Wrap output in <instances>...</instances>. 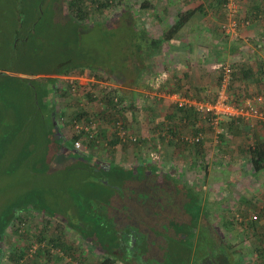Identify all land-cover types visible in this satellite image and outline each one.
Segmentation results:
<instances>
[{
	"label": "rangeland",
	"instance_id": "1",
	"mask_svg": "<svg viewBox=\"0 0 264 264\" xmlns=\"http://www.w3.org/2000/svg\"><path fill=\"white\" fill-rule=\"evenodd\" d=\"M146 1L149 0H97L95 2L89 0L88 5L91 12L83 22H79L69 14L67 4L63 3V0H0V69L39 71L43 68H54L60 60L69 59L78 67H86V70L96 66L95 71L107 73L106 69L110 67L121 76L133 77L142 70L135 65L139 60L135 58V54V57L133 56L135 47L131 44L134 40L131 35L135 33H131L130 25L140 27L148 36L158 35L173 23L179 12L198 6H202L204 12L193 16L192 23L200 22L202 26L200 31L206 35L210 33L204 30V26H210L214 31L211 35L226 38L223 29L226 24V10L224 8L216 10L212 7L217 0H170L168 5H165L166 0H151V4L149 2L151 6L145 8ZM98 5L102 8L95 9ZM132 16L134 18H131ZM210 17L214 19L215 27L212 26L213 20H209ZM127 55L128 59L125 61L122 57ZM174 57L171 52L165 53L163 50H158L151 56L152 59L147 60V63H150L149 68L162 69L163 73L168 75L167 77L171 79L170 84L168 83L170 89L176 85L175 76L177 74L175 72L181 73L184 68L182 64L179 65V62L175 61ZM209 58L213 59L211 62H214V56L211 55ZM139 64L141 65V61ZM99 68L104 70H99ZM210 69L214 72L216 79L209 77L206 80L212 84L209 87L210 92L205 93L207 97L215 95L219 86L217 73L219 66L218 70ZM79 70L84 69L77 68L73 72L78 73ZM0 73L5 72L1 70ZM6 74L30 79L39 77L9 71ZM194 76L197 77L196 72ZM4 84H7L6 79L0 75L1 115L5 110L4 98L13 93L12 91L8 95L6 90L3 92ZM23 85L19 86L23 91L16 92L26 95L23 103H20L21 109L19 112L12 111L9 118H6L8 116L5 110L6 115L4 117L3 113L4 121L0 125V136L15 135L11 143L7 142L0 147V222L3 224L9 214L14 213L16 216L20 214L19 220H13L11 225L5 228V234L3 233L0 239V248H2L0 264H15L11 254L19 255L17 250L22 251L27 246H29V251L21 260L23 264H101L105 259L104 250L92 245L90 238L85 240L78 229L68 227V219L81 218L86 225L85 228H81L82 232L90 230L87 229L88 221L92 224L104 222L105 232L103 236H97L98 241L106 238L107 232L116 230L117 224L114 223L117 220L114 217L118 212L122 215L119 219L120 223L135 225L138 231L145 234L144 247L149 257H152V254L161 248L157 242H154V237L163 236L165 231L167 233L173 231L168 221V213H164L167 216L164 219L161 213L168 211L167 209L170 210L168 200L184 197V189L187 191L193 189L195 197L199 199L196 201L197 205H202L201 207L214 212L234 213L236 210L245 208L255 210L253 202L233 201L230 197L226 201L223 200L224 184L229 174L232 176V172L219 169L217 166L220 165V161H216L209 173L208 168L205 167L212 162L209 149L201 157L202 160L199 158L197 163L192 161L195 146L185 144L182 137L190 136L196 126L194 127V124L183 125L178 119L180 114L173 109V104L167 108L168 115L174 113L175 118L171 121L174 122L177 128L176 134L179 137L170 134L165 136L166 139L153 141L155 132L159 130V128L155 129L157 117L154 116L151 119V115L149 116L151 120L149 121L146 117L147 121H145L140 119L139 114V119L136 121L139 125L144 124L140 128H146V131L143 130L144 132L141 133L144 136L154 135V137L144 139L140 136L142 141L140 144L130 146L121 144L116 152L102 153L97 148L88 154L91 156L86 157L87 161L84 162L86 165L95 161L102 166H108L109 163L112 166L113 164L132 166L134 171V173L122 174L118 172L119 170L117 172L112 170L106 174L94 165L90 169H83L82 165L76 166L78 162L72 158L65 155V159H62L58 157L59 154L51 151L53 145H48V139L45 141V137L48 136L44 131L45 127L47 128L46 120H41L42 117L38 113L34 114L37 109L32 101L35 90L39 93L43 84ZM234 89L237 91L238 86L236 85ZM147 91L151 90L147 89ZM193 91L190 88L183 89V93L191 94ZM70 99L67 96L57 98L59 110H64L66 118H69L71 111L77 108L94 110L97 106V103L88 106L83 100ZM157 112H161L159 108ZM63 123L61 120L60 124L63 125ZM130 123L131 130L136 132L133 122L130 121ZM65 127L60 131L68 134L70 128ZM160 129L168 133L165 127ZM201 130L202 134L208 133L216 137L214 130L208 126ZM58 131L55 130L56 133H59ZM22 140L33 142L26 150ZM65 143L70 145L71 140ZM28 151L30 154L27 153ZM216 159L215 157L213 161ZM137 162H149L154 165L152 168H157L156 172L159 173L165 170L162 168L164 164L166 169L172 172L169 177L176 178L179 181L178 184L180 182L186 184L187 189L178 185L174 188L169 185L171 184L169 181L163 185L166 187L165 190L170 189L168 192L162 190L161 187L158 189L159 185L155 184L151 188V184L148 183V185L147 179L143 178L140 168L138 170L134 168V163ZM239 173L242 175L241 172ZM104 177L108 181L107 184L100 182ZM253 187H248V190L253 192L256 186ZM242 188L238 187L239 190ZM209 191H216L219 195L217 200H214L213 195L205 200L202 199L206 196L201 193ZM89 201H99L103 208L102 213H99L102 214V220L94 214L95 217L92 215L90 221L88 215L90 213L85 214L81 210L82 206L87 207ZM124 230L127 231L128 228ZM93 231L94 229L90 232ZM25 234H28L29 238L23 237ZM41 236L44 237L43 241L38 239ZM91 236L95 239V236ZM151 238L152 244L150 245ZM53 241L57 243V247L52 245ZM170 243L176 246L180 244L176 241ZM206 243L210 245L208 240ZM206 243L201 240L200 244L205 246ZM40 248L43 249L42 254L35 256ZM47 250L51 257L46 254ZM191 251L196 250L191 249ZM201 253L205 251H197V254ZM113 264L121 263L115 261Z\"/></svg>",
	"mask_w": 264,
	"mask_h": 264
},
{
	"label": "crops",
	"instance_id": "2",
	"mask_svg": "<svg viewBox=\"0 0 264 264\" xmlns=\"http://www.w3.org/2000/svg\"><path fill=\"white\" fill-rule=\"evenodd\" d=\"M169 3L170 0L165 1V5ZM225 13L227 16L228 13L230 14L227 7ZM227 16L226 20L228 18ZM235 16L241 24V32L237 37L226 36V38H220L217 35H211L213 34L211 32L214 31H212L213 29L210 26H204V30L210 33L206 35L200 31V28H202L199 24L200 22L192 23L190 19L170 42L164 44L161 50L165 53L171 52V54H174L175 61H177V63L179 62V65L182 64V67H184L181 73H178V71L175 72L178 77L175 76L176 85L171 88L175 89L173 91L168 87L171 82V79L167 77L168 75L163 73L162 69L149 68L150 63H147V61L144 62V65H140L139 61H136L135 65L143 66V69L141 73L135 74L133 77L129 75L121 76L111 69L110 71L109 68L106 69L107 73L103 72L108 76L107 78L110 82L118 86V96L123 100L121 102L122 106L128 111L126 118L129 119V123L130 121L133 122L136 134L139 137L143 136L142 138L144 139H150L154 137V135L144 136L141 133L144 132L143 130L146 131V128H140L143 127L144 124L139 125L138 121H136L139 119V114L141 115L140 119L145 121H147V118L150 121L154 116L157 117L155 129L164 127L169 129L170 126H174V122L171 121V119L174 118V113L168 115L167 109L170 104H173V109L176 110L172 95L181 94L184 97L186 96L194 100L213 99L217 91L212 97H207L208 95L205 93L210 92L209 87L210 85L212 86V84L210 81L208 82L206 80H208L209 77L214 78V72H212L210 68L218 70V66L219 70L217 73L220 78L222 73L221 64H229L232 67L233 79L230 86L231 96L233 98H240L241 95L242 97L253 98L255 105L258 106L261 112L259 117L253 118H224L221 122L223 131L218 135L214 131L216 137L208 133L202 134L203 138L201 145H203L205 151L200 156V160H202L201 157L204 156L209 149L212 157V162L206 166L209 173L216 161H220V165L217 166L219 169L222 168L223 170L232 172V176L229 174V178L224 184L225 191L224 195H222L223 200L226 201L230 197L233 201L253 202L255 203V210H248L247 208L239 209L235 212L233 211L235 215L229 211L214 212L211 209L200 211V224L193 229V236L191 239L187 236H182L184 237L183 241L186 243L188 242L187 244H189L188 246H190L192 250H196L191 252L192 259L189 264H264V167L255 170L251 158V149L257 144L260 145L264 143V0H242L235 10ZM209 20H213V25L212 23L211 25L214 26V19L210 17ZM243 21H248L249 25L244 26ZM198 25L200 26L199 28ZM222 39L223 41H221ZM221 44H223V46H220ZM211 55L215 57L214 62H211L213 59L209 58ZM207 59L208 63H206ZM195 72L197 73V77L194 76ZM149 83H151V85ZM59 85L60 80L58 87ZM236 85L238 86L237 91L234 89ZM185 88H190L194 91L191 92V94L183 93V89ZM147 89L151 91L148 92ZM77 102L79 103V101ZM158 108L161 112H157ZM80 110H84V112L89 111L87 113L90 115L103 118L100 127V136L103 140L109 137V133H113V118L116 117V114L112 116L107 115L102 111V106L100 104L97 105L96 109L93 111L85 108H77L73 111L80 112ZM149 116H151V119ZM69 117H71V114ZM203 121L204 120L200 116L196 123V128L201 129L208 126L211 129V126ZM58 130L59 129H57V131ZM157 132H155L153 141L156 139H163L159 137L160 135H158ZM201 132L203 133V131ZM141 142L140 140V143ZM137 144L130 143L129 146ZM119 145L121 144L118 143L113 148H107L102 145L99 150L102 151V153L116 152ZM97 148L92 145L91 151ZM198 157L199 155L194 151L191 157L192 161L195 163V161H198ZM215 157L217 159L213 161ZM147 164L148 166L145 169H148V171L157 169L152 168L154 165L151 163L148 162ZM162 165V168L165 170L163 169L164 171H162V173H158L160 175L159 178L165 171L169 170L166 169L164 164ZM239 172H241L242 175H240ZM161 180H163V178H161ZM253 186L256 187L253 189V192H250L248 187L251 188ZM238 187L243 188L239 190ZM201 194L206 196L204 198L202 197L203 200L212 195L215 198L214 200H217L219 196L216 191H209L208 193ZM253 216L257 218L254 219ZM240 218L243 219L240 220ZM202 231L205 233L203 237L201 235ZM170 232L171 231L168 233ZM154 238V241L157 242V240L163 238V236ZM201 240L205 243L208 240L210 245L207 243L205 246L201 245ZM166 245L165 243L161 244V248L158 252H154L151 258L160 261L161 258L165 256L164 246ZM212 245L213 250L220 247L219 250L224 253L220 256L219 262L216 249L213 253L211 252ZM200 250H204L205 253L197 254V251ZM206 257H208V259H206Z\"/></svg>",
	"mask_w": 264,
	"mask_h": 264
},
{
	"label": "trees",
	"instance_id": "3",
	"mask_svg": "<svg viewBox=\"0 0 264 264\" xmlns=\"http://www.w3.org/2000/svg\"><path fill=\"white\" fill-rule=\"evenodd\" d=\"M92 1L95 2L97 0H92ZM88 2L89 0H63V3L67 4V10L69 14L72 16L74 20L79 21V22H83V20H85L86 17H88V15L91 12L89 10ZM149 2L151 4V0L146 1V3L144 4L145 8L149 7L150 5ZM226 2L227 0H217L215 3H213L212 7L215 8L216 10H221L223 8L226 10V5H225ZM98 8H102V7L98 5L95 9H98ZM203 12H204V8L202 6L200 7L198 6L195 8L187 9L183 12H179L176 15L173 23L169 24L165 29H163L161 33L158 34V36L156 35L148 36L146 35V32L145 33L143 32V29H141L140 27H137L136 25L133 27L131 24L130 25L131 33L132 32L135 33L134 35H131L132 40L134 39L133 41H131V44L134 45L135 47L133 51V56L135 54L136 57L135 56L134 57L137 58L139 61H141V65H144V62L149 60L156 51L161 50L165 43L170 42L176 36V34L180 32V30L184 27V25L187 24L190 21V19L193 18V16H195L197 13H203ZM131 18H134V17L132 16ZM122 58L126 61L128 59V55ZM138 66L140 67V70L143 69L142 68L143 66L142 67L140 65ZM77 68L84 69V70H79L78 73H81L87 69L86 67L76 66L69 59L60 60L59 62L56 63V66L54 68L53 67L43 68L42 70H39V71L36 70V71L30 72V71H22V70L0 69V71L3 70L5 72V73H0V75L4 77V79H6V83H7L3 85V92L4 90H6L7 94L9 95L13 91V93L10 94L9 97L8 96L5 97L3 101L4 109L7 110L8 117L6 118H9V116L12 115L10 114L12 111L19 112V109H21L20 103H23V101L25 100L24 98L26 95L16 93V92L20 93L23 91V89L20 88L21 84L22 85L23 84L33 85L36 83H42L43 87L39 89L40 90L39 93L35 90L32 96L33 98L32 101L33 103H35V107L37 109V111L34 114L38 113L39 116L42 117L41 120L43 119L46 120L45 124L47 128L45 127L44 131L46 132V136L47 135L48 136L45 137V141H47L48 139V145L50 144L53 145L51 146V149H52L51 151L59 154L58 156L59 158L65 159V155L68 156L70 159L72 158L75 162H78L76 166L82 165L81 168L83 169H90L94 165L95 168H98L99 170L105 172L106 174H109L110 171L112 170L116 172L117 170H119L118 172L122 174L134 173V171L132 170L133 169L132 166L126 167V166L119 165V164H113L112 166V164L109 163L107 167L105 165L102 166L101 164L96 163L95 161L93 163H89L86 165L84 162L87 161L86 159L87 156H91V155H88L90 154V152H82V151L74 149L73 140L77 139L79 136L72 134V127H71L73 124L72 120L74 118H81L82 116L86 115L87 112H84V110H80V112L71 111L70 113L71 117H69V120H67L64 110L63 109L59 110V107L57 104V98L62 97V96L65 98L68 93L66 91L61 92L59 90L58 83L60 79L57 78V76L59 74H67V73L73 72V70ZM96 68L97 67L94 66L93 69H90V70L95 71ZM100 69L104 70L103 68H99V70ZM110 69L112 70V68L109 67V70ZM8 71L22 73V74H29V75H38L39 77L34 78V79L22 78V77H17V76L6 74L8 73ZM221 76L218 80L219 86H220V82L222 79ZM170 90L173 91L175 89H170ZM76 98L78 99V97H72L71 99H76ZM90 100L92 101L93 99L90 98ZM122 101L123 100L120 101V104ZM108 102L110 104H113L112 97L108 98ZM175 108L180 114L178 119L179 121L183 123V125L194 124L193 126L194 127L196 126V123L198 122L200 115L198 112L195 111L193 107L180 108L177 105H175ZM4 111L2 112V115ZM23 113L24 112L22 111V115ZM2 115L0 113V116H1L0 125L4 121V119L2 118ZM5 115L6 113H4V117ZM22 117L25 118V116H22ZM62 117L64 118L63 125L60 124ZM64 126H66L65 128H68V129L71 127L69 129L70 132L68 134L67 133L64 134L62 133V131H60L64 129L63 128ZM56 129H59L60 131L59 134H62V135H59L58 133H56L55 132ZM201 131H202L201 129L199 128L196 129L195 127V130L190 136L184 135L182 138V141L185 144L187 145L191 144L192 146L196 145L194 150L199 155L198 158H200L202 153L205 151L203 148V145H201L202 140L199 143H190L186 139V137L197 136L199 133H201ZM176 132H177V128L175 126H170L168 129V133H166L165 136H169L171 134V135H176L177 137H179V135L176 134ZM14 136H15L14 134H5L4 136H0V147H2V145L7 144V142L11 143L13 141ZM165 136L162 137L160 135L159 137L166 138ZM69 139L71 140V143L70 145H67L65 142L68 143ZM22 141L24 145L23 147L26 150L27 148H29V145H32V142H33L32 140L30 141L22 140ZM117 143L118 141L112 140L111 141L112 148ZM137 143H140V140L132 144H137ZM123 145H129V143H125ZM27 153L30 154V151H28ZM251 154H252L251 158L253 161L252 164L254 166V169L259 170L263 168L264 167V143L260 145L258 144L255 145L251 149ZM195 163H197V161H195ZM147 166L148 164L143 163V162H140V163L137 162L136 164L134 163V168H136V170L140 168L139 170L141 171L142 176H144L143 178L147 179V184L150 183L151 188H152V185L155 184V185H159L158 189H160L161 187L162 190L163 189L165 190L166 187L163 185H165V183H167L168 181L171 183L169 185L170 186L172 185L174 188H176L177 185L179 187L182 186L183 188H186L187 186L186 184H183L181 182L178 184L179 181H177L176 178H173L172 176V179H171L169 177V175L172 174L171 171H168V170L165 171L161 175V178H163V180H161L159 178L160 176L158 174L159 172L158 171L156 172L157 169L156 170L152 169L153 171H148V169H145L147 168ZM204 170L205 172H207V168H205ZM100 182L103 184L108 183L106 177L102 178ZM169 190H165V192H168ZM188 190L190 191H187L184 189V197H181L180 199L173 198L171 200H168L167 202H169L171 206L170 210L167 209L168 211H164L161 213L163 215L162 217L163 219L168 216L170 227H172V230H174L173 231L174 233L173 232L167 233L165 231L163 233V238H160L157 240V243L159 245L163 243H165L166 245V243L168 242L167 245L164 246L165 256L162 257L163 259L161 258L160 261L156 259L153 260L151 257H149L148 251L146 250V247H144V241L146 239L144 233H141L140 231H138L135 225H132V224L127 225L125 223L122 224L119 222V219L122 218V215L119 214V212L118 214H116L115 217L113 216L117 220V222L114 223V224H117L116 230L112 232L109 231L110 233L107 232V234H105L106 238H101L98 241L96 239L97 236H103L105 232V230L103 229L105 223L102 221H99V222H102V224H98V223L92 224V222L88 221L87 229L88 230L90 229L88 232L81 231V228L86 227V225L83 223L81 218L80 219L79 218L78 219L69 218L68 219L69 222L67 226L78 229V231L82 234V236H84L86 239L90 238L92 245H95L104 250L105 259L104 261H102L101 264H111V263L113 264L115 261L119 259H120L121 264H189L190 260L192 259L191 257L192 251H191L190 246H188L189 244H187L188 242L186 243L183 241L184 237L182 236L184 235L191 239V237L193 236L192 235L193 229L199 226L200 224V220H201L199 218L200 211L205 210L206 208L201 207L202 205L201 206L197 205L196 201H198L199 199L198 197H195L194 190L193 189H188ZM81 210L84 211L85 214L90 213L88 214L90 221H91L92 215L94 217L95 215L98 216L99 218H101L100 220L103 219L101 217L102 214H99V213H102V210H103L99 201L98 202L89 201L87 203V207L86 205L82 206ZM165 212L168 213L167 216L164 214ZM19 215L16 216V214L14 213L9 214L7 218L4 219L5 222L3 224L0 222V239L3 237L5 228L9 227L11 223L13 222V220H17V221L19 220L20 218ZM21 219L24 220L22 217ZM125 228H128V230L125 231L124 230ZM92 229H94V231L90 232ZM97 232L99 233L97 234ZM91 235L95 236V239ZM201 235L203 237L205 236V233H203L202 231ZM23 237L29 238V235L25 234ZM43 238L44 237L41 236L38 239L40 241H43ZM173 241L179 242L180 244L177 246L173 245L172 243H170ZM149 244L150 245L152 244V238L150 239ZM52 245L57 247V243H55L54 241ZM219 248L220 247L215 248L216 252H218V255H217L218 262H219L220 256L224 254L223 252H221V250H219ZM211 249H212L211 252L213 253V251H215V249L213 250V245L211 246ZM158 250L159 249H157V252ZM17 251L19 252V255L12 253L11 258L15 264H23L21 263V260H23V258L26 257L29 251V246H27L22 251H19V250ZM42 251L43 249L40 248L38 253L35 254V256H40L42 254ZM46 254L49 257H51L49 250H47ZM1 259H2V248H0V261ZM206 259H208V257H206Z\"/></svg>",
	"mask_w": 264,
	"mask_h": 264
},
{
	"label": "built area",
	"instance_id": "4",
	"mask_svg": "<svg viewBox=\"0 0 264 264\" xmlns=\"http://www.w3.org/2000/svg\"><path fill=\"white\" fill-rule=\"evenodd\" d=\"M242 0H227L226 7L228 18L226 24L223 26L224 33L227 37H237L240 35L241 24L235 16V10ZM244 26H248V21H243ZM221 82L217 90L216 96L211 100H194L189 97H184L181 94L172 95V100L175 105L180 108L193 107L196 112L202 117L206 124L218 134L223 131L221 122L226 117L237 118H253L259 117L261 112L258 106L255 105L254 99L249 97L233 98L231 96L230 86L233 79L232 67L221 64ZM103 72L85 70L81 73H67L59 75L60 79L59 90L66 91L67 97H78L79 100L85 101V104L92 106H102V111L113 118V133H109V137L105 140L100 136L101 134V122L103 118L94 117L89 113L82 116L81 118H74L72 120V134L79 136L73 140L74 149L82 152H91L92 145L95 148H100L102 145L111 148V141L116 140L119 144L135 143L141 139L136 132L131 130L129 119L126 118L128 113L127 109L120 104V98L117 92V85L110 82ZM112 97L113 104L108 102V98ZM93 99L92 101L90 100ZM87 106V107H88ZM90 111H93L90 109ZM89 112V111H86ZM110 113V114H109ZM64 121V118L62 117ZM69 120V118H67ZM164 129H159L157 134L165 136L166 132ZM202 133L197 136L186 137L190 143H199L202 140ZM117 143V144H118ZM116 145V144H115ZM114 147V146H113ZM256 219V216H253ZM243 218H240L242 220Z\"/></svg>",
	"mask_w": 264,
	"mask_h": 264
},
{
	"label": "flooded vegetation",
	"instance_id": "5",
	"mask_svg": "<svg viewBox=\"0 0 264 264\" xmlns=\"http://www.w3.org/2000/svg\"><path fill=\"white\" fill-rule=\"evenodd\" d=\"M80 234H81V233H80ZM81 237H82V236H81ZM85 240H87V239L85 238ZM118 261L120 262V259H119V260H117V262H118ZM120 263H121V262H120Z\"/></svg>",
	"mask_w": 264,
	"mask_h": 264
}]
</instances>
